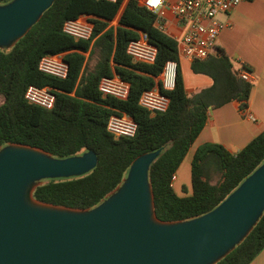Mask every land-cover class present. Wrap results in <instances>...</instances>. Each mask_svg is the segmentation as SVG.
<instances>
[{
	"label": "trees",
	"instance_id": "16d2710c",
	"mask_svg": "<svg viewBox=\"0 0 264 264\" xmlns=\"http://www.w3.org/2000/svg\"><path fill=\"white\" fill-rule=\"evenodd\" d=\"M10 1L0 0V5ZM124 1L55 0L14 47L0 49V148L22 144L61 159L94 151L98 157L94 170L80 177L47 180L34 191L40 202L73 209L97 206L123 182L134 159L162 150L149 170L156 215L162 221L189 220L217 207L264 161V132L235 154L218 143H206L192 157L191 193L182 188L185 194L180 196L173 187V177L208 122L210 110L232 101L245 110L252 84L218 48L192 64L195 73L212 78L210 88L188 96L178 65L175 88L167 91L160 86L170 100L168 110L151 114L139 105L140 96L160 84L157 78L168 61L179 64L177 42L154 27L156 15L141 0H129L120 26L108 28ZM81 15L101 19L92 20L89 40H75L63 31L66 20ZM140 32L157 48L153 64L133 63L127 54L129 42ZM61 53L69 65L66 78L39 70L44 55ZM113 74L130 84L126 100L104 97L99 91L100 79ZM30 85L52 89V109L26 101ZM114 112L134 119V137L115 139L108 132ZM263 249L264 213L247 238L217 264H249Z\"/></svg>",
	"mask_w": 264,
	"mask_h": 264
},
{
	"label": "water",
	"instance_id": "95a60500",
	"mask_svg": "<svg viewBox=\"0 0 264 264\" xmlns=\"http://www.w3.org/2000/svg\"><path fill=\"white\" fill-rule=\"evenodd\" d=\"M55 0L0 5V49H10ZM162 150L138 156L123 182L91 209L47 204L33 196L52 179L94 170L92 150L56 158L34 147L0 148V264H217L252 232L264 213V161L211 211L162 221L149 170Z\"/></svg>",
	"mask_w": 264,
	"mask_h": 264
},
{
	"label": "built area",
	"instance_id": "2783aa9c",
	"mask_svg": "<svg viewBox=\"0 0 264 264\" xmlns=\"http://www.w3.org/2000/svg\"><path fill=\"white\" fill-rule=\"evenodd\" d=\"M117 2V0H105ZM246 0H141L142 4L156 15L154 27L172 37L177 42L178 55L190 61H203L216 52L221 32L226 27L217 20V15L230 14ZM166 9H169L176 23L181 27L178 34L172 33L166 22ZM93 24L87 15L76 19H68L63 24L65 34L75 40H89L93 32ZM127 54L133 63L153 64L157 56V48L145 33L129 42ZM39 70L47 75L64 79L69 72V65L64 54L44 55L38 64ZM178 63L168 61L160 75V84L142 92L139 105L151 114L164 113L168 110L170 100L161 92L173 90L176 85ZM240 77L250 82L252 77L242 71ZM101 94L112 96L118 100H126L130 93V84L118 75L105 76L99 81ZM29 104L52 109L55 95L48 87L30 85L25 92ZM107 130L115 139L134 137L137 124L127 113L114 112L108 120ZM176 176L173 177V182Z\"/></svg>",
	"mask_w": 264,
	"mask_h": 264
},
{
	"label": "crops",
	"instance_id": "0c3cea01",
	"mask_svg": "<svg viewBox=\"0 0 264 264\" xmlns=\"http://www.w3.org/2000/svg\"><path fill=\"white\" fill-rule=\"evenodd\" d=\"M122 7L123 5L116 17L108 22V28L116 29L120 26L119 20L125 9L124 7L120 14ZM87 16L91 22L101 20L93 15ZM116 19H119L118 25L111 26ZM166 22L172 33L180 32L181 27L176 23L169 9H166ZM224 22L226 27L220 34L217 49L227 54L238 73L247 71L250 74L252 92L245 110L241 109V103L238 101L210 110L208 122L176 172L173 187L180 196L185 194L182 188L191 193L187 182L188 176L185 175V171L181 172V169L183 163L189 159L191 184V161L198 147L206 143H218L235 154L264 132V0L242 2L233 12L225 15ZM84 55L88 58L89 53ZM192 64L193 61L179 56L178 65L188 96L210 88L213 84L211 77L195 73ZM159 78L160 76L157 81ZM249 264H264V249Z\"/></svg>",
	"mask_w": 264,
	"mask_h": 264
},
{
	"label": "rangeland",
	"instance_id": "374dc122",
	"mask_svg": "<svg viewBox=\"0 0 264 264\" xmlns=\"http://www.w3.org/2000/svg\"><path fill=\"white\" fill-rule=\"evenodd\" d=\"M129 0H125V2H124V4H123V7H122V9H121V11H120V14L122 13V11H123V9H124V7H125V5L127 4V2H128ZM225 15L226 14H222V13H220V14H218L217 15V20L219 21V22H221L222 24H225V22H224V19H225ZM118 20L119 19H116L115 21H113L112 23H111V26H117L118 25ZM3 103V98H1L0 97V105ZM184 165H183V167H182V169H181V172L183 171H185V175H187L188 176V180H187V182H188V187L191 189V184H190V180H189V178H190V165H189V159H187V161L185 162V163H183Z\"/></svg>",
	"mask_w": 264,
	"mask_h": 264
}]
</instances>
